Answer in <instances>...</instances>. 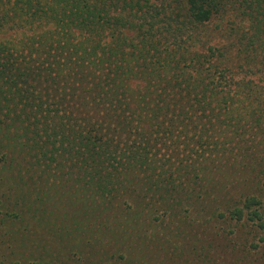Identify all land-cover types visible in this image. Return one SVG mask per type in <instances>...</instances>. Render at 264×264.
I'll return each instance as SVG.
<instances>
[{"label":"trees","instance_id":"trees-1","mask_svg":"<svg viewBox=\"0 0 264 264\" xmlns=\"http://www.w3.org/2000/svg\"><path fill=\"white\" fill-rule=\"evenodd\" d=\"M0 120L57 184L222 217L221 168L264 176V0H0Z\"/></svg>","mask_w":264,"mask_h":264},{"label":"rangeland","instance_id":"rangeland-1","mask_svg":"<svg viewBox=\"0 0 264 264\" xmlns=\"http://www.w3.org/2000/svg\"><path fill=\"white\" fill-rule=\"evenodd\" d=\"M221 169L208 202L222 217L203 212L201 182L167 210L134 195L103 201L43 173L0 120V264H264V176ZM249 196L261 205L245 208Z\"/></svg>","mask_w":264,"mask_h":264}]
</instances>
